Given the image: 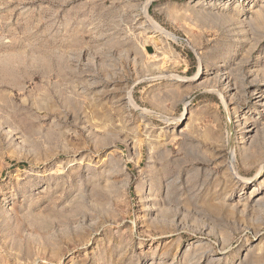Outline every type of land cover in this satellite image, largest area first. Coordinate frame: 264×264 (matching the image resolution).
<instances>
[{"label": "rangeland", "instance_id": "1", "mask_svg": "<svg viewBox=\"0 0 264 264\" xmlns=\"http://www.w3.org/2000/svg\"><path fill=\"white\" fill-rule=\"evenodd\" d=\"M0 264H264V0H0Z\"/></svg>", "mask_w": 264, "mask_h": 264}, {"label": "bare ground", "instance_id": "2", "mask_svg": "<svg viewBox=\"0 0 264 264\" xmlns=\"http://www.w3.org/2000/svg\"><path fill=\"white\" fill-rule=\"evenodd\" d=\"M154 26H158V25H155V24H154Z\"/></svg>", "mask_w": 264, "mask_h": 264}]
</instances>
